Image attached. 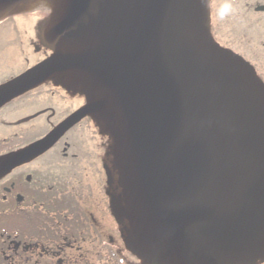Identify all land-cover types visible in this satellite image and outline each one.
I'll return each mask as SVG.
<instances>
[{
  "label": "water",
  "instance_id": "95a60500",
  "mask_svg": "<svg viewBox=\"0 0 264 264\" xmlns=\"http://www.w3.org/2000/svg\"><path fill=\"white\" fill-rule=\"evenodd\" d=\"M41 1L51 54L0 84V108L49 80L86 104L0 156V178L90 116L112 140L115 214L145 264L264 259V81L215 41L211 0H0V20Z\"/></svg>",
  "mask_w": 264,
  "mask_h": 264
},
{
  "label": "flooded vegetation",
  "instance_id": "af4514ba",
  "mask_svg": "<svg viewBox=\"0 0 264 264\" xmlns=\"http://www.w3.org/2000/svg\"><path fill=\"white\" fill-rule=\"evenodd\" d=\"M221 3L227 36L243 41H215L248 61L264 81V10L258 9L264 0ZM212 8V34L215 27L223 32L214 27ZM49 17L24 10L0 20V84L51 54L41 40ZM240 46L255 52L258 66ZM85 104L84 95L51 80L13 99L0 108L6 135L0 156L43 138ZM111 146L110 136L86 116L44 153L0 178V264H145L127 248L128 222L115 214L124 201Z\"/></svg>",
  "mask_w": 264,
  "mask_h": 264
},
{
  "label": "rangeland",
  "instance_id": "374dc122",
  "mask_svg": "<svg viewBox=\"0 0 264 264\" xmlns=\"http://www.w3.org/2000/svg\"><path fill=\"white\" fill-rule=\"evenodd\" d=\"M223 0H212L211 4L213 6L212 8V15H213V23H214V27L215 24L216 26L221 25L222 29L224 30L223 32H220L216 29H213L214 34L213 37L218 40V41H222V42H242L243 40L240 38H231L227 36V28L224 27V22L225 20H227V8L225 9V11H223ZM218 4V5H217ZM215 7V9H214ZM28 11L31 12H36L37 14H40L42 16H47L50 14L51 10L50 8L46 5V3L44 2H39L36 4L31 5V8L28 9ZM220 20V23H219ZM43 26L45 25V20L43 19ZM242 52V54H244L246 57H248L251 61H253L257 66H258V61H257V57L255 52L251 51L249 48H247V50H243V48L240 46L238 47ZM12 66L13 64L10 63ZM23 64V62H22ZM21 63H19L18 65L14 66L15 68H18L22 65ZM1 127H0V139H2L3 137H5L6 135L4 133L1 132Z\"/></svg>",
  "mask_w": 264,
  "mask_h": 264
}]
</instances>
